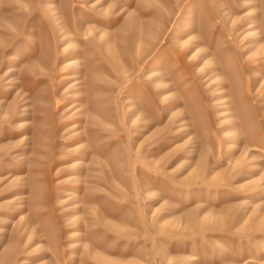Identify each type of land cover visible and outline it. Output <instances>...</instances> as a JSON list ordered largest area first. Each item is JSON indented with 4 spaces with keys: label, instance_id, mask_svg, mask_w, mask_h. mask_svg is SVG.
Listing matches in <instances>:
<instances>
[{
    "label": "rangeland",
    "instance_id": "obj_1",
    "mask_svg": "<svg viewBox=\"0 0 264 264\" xmlns=\"http://www.w3.org/2000/svg\"><path fill=\"white\" fill-rule=\"evenodd\" d=\"M0 264H264V0H0Z\"/></svg>",
    "mask_w": 264,
    "mask_h": 264
},
{
    "label": "bare ground",
    "instance_id": "obj_2",
    "mask_svg": "<svg viewBox=\"0 0 264 264\" xmlns=\"http://www.w3.org/2000/svg\"><path fill=\"white\" fill-rule=\"evenodd\" d=\"M80 147H82V152L81 153H83L84 151H85V147H86V145L85 144H83V145H79ZM87 154V153H86ZM81 158V157H80ZM15 199H20V198H16L15 197ZM15 199H13V200H15Z\"/></svg>",
    "mask_w": 264,
    "mask_h": 264
}]
</instances>
